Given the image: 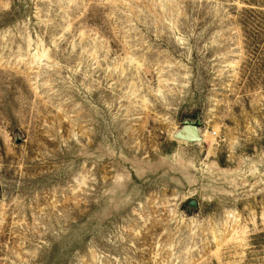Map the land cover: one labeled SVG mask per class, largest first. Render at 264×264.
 <instances>
[{"label": "rangeland", "instance_id": "1", "mask_svg": "<svg viewBox=\"0 0 264 264\" xmlns=\"http://www.w3.org/2000/svg\"><path fill=\"white\" fill-rule=\"evenodd\" d=\"M0 264H264V0H0Z\"/></svg>", "mask_w": 264, "mask_h": 264}, {"label": "water", "instance_id": "2", "mask_svg": "<svg viewBox=\"0 0 264 264\" xmlns=\"http://www.w3.org/2000/svg\"><path fill=\"white\" fill-rule=\"evenodd\" d=\"M199 125H201V122L199 121L184 122L183 126L177 130L172 137L177 141H183L186 143H200L202 139Z\"/></svg>", "mask_w": 264, "mask_h": 264}, {"label": "bare ground", "instance_id": "3", "mask_svg": "<svg viewBox=\"0 0 264 264\" xmlns=\"http://www.w3.org/2000/svg\"><path fill=\"white\" fill-rule=\"evenodd\" d=\"M201 139H202V138H201ZM202 141H203V139H202ZM202 141H201V142H202ZM182 142H183V141H182Z\"/></svg>", "mask_w": 264, "mask_h": 264}]
</instances>
